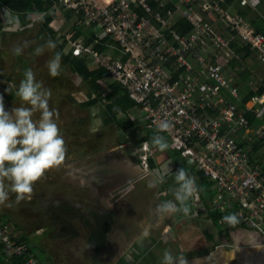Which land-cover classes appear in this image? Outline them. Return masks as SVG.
<instances>
[{
	"label": "built area",
	"instance_id": "2783aa9c",
	"mask_svg": "<svg viewBox=\"0 0 264 264\" xmlns=\"http://www.w3.org/2000/svg\"><path fill=\"white\" fill-rule=\"evenodd\" d=\"M43 1L50 12H42L36 20L49 13L60 20L61 13L89 28L106 51L84 45L82 38L74 40L72 32L63 36L67 49L93 60L105 77L119 83L145 113L150 127L171 123L168 131L160 133L215 183L212 210L223 217L235 214L239 224L264 237L263 161L250 155V147L264 141V91L240 109V90L225 74L238 57L233 45L247 48L264 64V35L233 13L236 3L256 9L261 0L255 5L253 0ZM177 19L191 26L188 33L171 29ZM56 23L51 27L58 32ZM256 82L253 77L249 84ZM249 114L261 124L251 125ZM262 152L264 147L259 157ZM151 155L148 143L138 148L145 171L150 169ZM0 244L6 255L25 256V264H40L30 245L12 235L10 225L0 223Z\"/></svg>",
	"mask_w": 264,
	"mask_h": 264
},
{
	"label": "crops",
	"instance_id": "0c3cea01",
	"mask_svg": "<svg viewBox=\"0 0 264 264\" xmlns=\"http://www.w3.org/2000/svg\"><path fill=\"white\" fill-rule=\"evenodd\" d=\"M261 2L256 9L244 8L250 10L248 18L242 15L255 30L251 20L253 12L264 21L261 10L264 0ZM236 7L233 13L238 14ZM4 11L0 9V21L2 26H6L0 31V84L8 87V91L0 95L3 96L5 110L11 111L24 104L16 96L7 101L11 88L19 87L24 79V67L18 57L17 66L21 74L17 78L3 67L4 59L10 56L8 53L12 48L7 46V40L12 38L9 35L12 26L3 23ZM23 17H19L21 26L25 25ZM66 18L68 21L71 19L68 23L73 22L68 15ZM64 52L70 51L65 47ZM237 56L236 59H239L238 52ZM89 61L91 69L100 68L93 60ZM233 61L225 68L226 74V71L234 69ZM253 65L251 62L244 63V67L254 68ZM256 67L258 70H255ZM256 67L253 77L259 82L256 76L262 80L264 70L259 71V67H264V64L257 63ZM236 70L241 71L242 68ZM226 76L237 86L231 76ZM104 78V88L108 92V85L114 81ZM90 93L88 89V96L83 101L74 97L68 101L81 109L88 108L83 104L89 100ZM96 107H102L104 112L103 118L97 120L99 123L103 121V129L99 132L93 129L91 118L87 127L84 126L87 120L74 122V126L86 132V139H76L74 134L62 129L65 127L61 118H54L65 138L67 154L63 164L49 173L57 178L55 185L66 182L72 191L64 195L55 187L51 189L44 179L36 182V195H32L33 199L36 197L34 206H29L30 199H25L23 204L16 203L14 196L8 202L11 207L0 206V223L10 224L12 235L29 243L40 264H162L165 249L171 250L174 257H186L187 264H193L196 258L197 264H264V237L238 223L232 227L224 220L218 225L215 223L213 217L217 213L212 207L205 206L208 199L217 195L215 185H209L213 180L182 157L165 135L150 127L141 108H130L124 114L117 107L118 121L106 124L105 106L89 109L94 111ZM53 110L58 113L55 107ZM34 116L38 120L40 113ZM137 126L140 127V136H135L137 132L134 128ZM156 134L165 137L169 144L166 151L161 152L151 144ZM121 135L125 139H121ZM145 142L152 154L148 171L143 170L138 158V148ZM262 155L258 158H264V152ZM167 166L171 172L164 177L165 182L160 183V175ZM179 168H184L196 179L198 192L189 201V216L176 214L161 220L155 212L156 206L174 199V174ZM196 197L200 200L196 201ZM0 264H12L10 256L4 254L1 246Z\"/></svg>",
	"mask_w": 264,
	"mask_h": 264
},
{
	"label": "clouds",
	"instance_id": "9594fccd",
	"mask_svg": "<svg viewBox=\"0 0 264 264\" xmlns=\"http://www.w3.org/2000/svg\"><path fill=\"white\" fill-rule=\"evenodd\" d=\"M259 0H253V5ZM5 22L12 26L13 31H23L19 17L5 9ZM42 19V17H41ZM28 42L18 45L13 49L17 56L21 55ZM48 50H54L56 43L49 39L46 42ZM45 45L35 49V55H42ZM62 54L55 52L52 59L47 62L49 75L53 78L61 74ZM6 91H8L6 89ZM27 106L15 107L11 111L5 110L3 96L0 95V206L11 207L8 203L10 194L15 195V202L31 199L34 185L43 179L45 174L59 168L65 161L67 148L64 136L54 119L56 115L49 107L51 90L45 89L37 81L34 72L29 68L24 72V79L20 81L15 92ZM35 113H40V118L34 120ZM172 127L168 121H161L157 132H166ZM151 144L163 152L169 144L162 135H153ZM171 172L169 166L160 175L159 182L164 183V177ZM176 184L172 192L174 199L165 200L156 206L155 212L161 219L170 218L176 214L189 216L191 209L189 201L198 192L196 179L190 176L184 168H179L174 174ZM154 185H150L152 187ZM103 203V201H102ZM230 226L238 223L235 214L223 217ZM147 233H145V237ZM198 258L193 264H197ZM162 264H187L186 257H174L171 250L165 249Z\"/></svg>",
	"mask_w": 264,
	"mask_h": 264
},
{
	"label": "trees",
	"instance_id": "16d2710c",
	"mask_svg": "<svg viewBox=\"0 0 264 264\" xmlns=\"http://www.w3.org/2000/svg\"><path fill=\"white\" fill-rule=\"evenodd\" d=\"M229 3H234L235 0H228ZM262 3V2H261ZM237 5V12L240 15H243L248 18V15L250 13L249 9H244L241 7L238 3ZM153 6L155 7L154 3ZM0 9H7L11 11L13 14L19 15V17L24 16L25 18L30 19L31 14H37L42 12H50L51 7L47 2H44L43 0H0ZM261 10L264 12V8H261ZM67 16V14H65ZM57 19V16L54 14L49 13L47 16V19L42 24V31L45 33L47 32L51 38L54 40V38L57 36V32L54 31V29L51 28V23L54 22ZM252 23L256 30L258 32H261L264 35V21L262 18L257 14L253 12V16L251 18ZM4 26H2V23L0 21V31L3 29ZM84 26H78L73 28V36L72 38L74 40L78 39L81 36H84L83 44L86 46H92L95 50L102 52L106 51L107 47H105L102 43L95 42L94 40V33ZM171 29H174L177 31L178 34H185L188 33L191 29V26L184 20H176L172 25ZM107 39H105L106 41ZM58 49L57 52H60L62 54V57L64 59V62L67 63L73 72H77L80 77L82 78L85 85L88 87L89 91L91 92L89 94V100L83 104L85 107H94V106H105L106 108V114L107 118L105 120L106 124L116 123L118 121V112L117 107H120L123 110V113L126 114L127 111L130 108L136 107L137 105L130 100L128 97L127 91L117 82H112L110 85H108V92L105 90L104 82L106 78H104V70L103 69H91L89 67V59L82 56V57H76L71 52L65 53L64 49L67 46V40L65 37H62L61 39H58L57 41ZM233 47L237 50L239 54V59H234L232 62V68L233 70L227 71V75L231 76L234 81L237 83V86L240 89L241 98H242V104H240V109L244 108V105L251 100V98L255 96H259L264 91V76L262 77L261 81H257V83L254 86H251L249 84L250 79L256 75L254 68L257 66L258 62L257 58L254 57V55L245 47L233 45ZM253 55V56H252ZM249 59V60H248ZM253 60L256 65L254 68L244 67V63L248 64L249 61ZM237 68H242L241 71L236 70ZM258 70V68H257ZM264 67H259V71H263ZM110 78V77H108ZM139 107V106H138ZM140 108V107H139ZM248 119L251 123V125L259 126L261 124V120L256 118L254 115L249 114ZM149 122V121H148ZM150 126V124H149ZM154 128V127H153ZM156 129V128H154ZM157 130V129H156ZM159 134H162L158 132ZM164 135V134H162ZM147 143V142H145ZM144 144V143H142ZM141 144V145H142ZM248 143H244L245 146H247ZM264 145V141H260L258 143H254L252 147H250V155L253 158H258V152L260 148ZM180 154V153H179ZM181 155V154H180ZM152 157V155H151ZM149 159V162L152 161V159ZM262 162V168L264 170V158H258ZM254 160V159H253ZM150 164V163H149ZM204 174V173H203ZM205 177L208 178L206 174H204ZM210 186L215 185L214 182H209ZM209 188V187H208ZM214 196V195H213ZM207 197H204L206 199ZM212 200L214 198L208 199V201L205 203V206L207 208L212 207ZM214 220L215 223L218 225L223 221L222 215L214 214ZM5 224V223H2ZM7 224V223H6ZM239 224V223H238ZM10 225V224H7ZM243 226L242 224H239ZM11 227V225H10ZM245 227V226H243ZM19 242H25L21 241L16 238ZM28 243V242H27ZM29 244V243H28ZM2 248V246H1ZM3 251V249H2ZM5 254V253H4ZM31 254L35 255L34 251L31 249ZM12 264H25L27 257H10ZM37 258V257H36Z\"/></svg>",
	"mask_w": 264,
	"mask_h": 264
},
{
	"label": "rangeland",
	"instance_id": "374dc122",
	"mask_svg": "<svg viewBox=\"0 0 264 264\" xmlns=\"http://www.w3.org/2000/svg\"><path fill=\"white\" fill-rule=\"evenodd\" d=\"M43 13H33L30 15V19L23 17L22 21L25 24L23 26V31H13L12 28L9 31V35H12L11 39L7 40V46L12 47L10 49V56L5 57V61L3 62V67L5 70H8L13 77L17 78L21 73V71H18L17 66V60L18 57L20 59L21 65L24 67V72L26 69H31L34 74L37 81L41 82L43 87L45 89L51 90V96L52 100H49V107L50 109H54V107L57 109L58 113L54 115V118L57 116L61 118V121L63 122V126L65 128H62L64 131H67L69 133H72L75 135L76 139H86L87 135L86 132L83 130L78 129L76 126H74V122L78 119L81 120H87V123H84V126L87 127L89 125L88 119L91 118L93 123V129L96 130L103 129V121L102 123H99L98 118L102 119L104 116L103 108L102 107H96L93 108L94 111H91L89 108L81 109L78 105H72L68 100L71 98H77L79 101H83L86 96H88V88L84 84V82L81 80L80 76L77 74V72H72L68 65L65 64L61 60V74L58 77H51L49 75V71L47 68V62L52 59L55 52H57L58 45L57 41L58 39H61L63 36H65L68 33H71L73 30V27L77 23L75 22L76 19L73 18V22L68 23V18H66L65 14L62 16L60 13V20L56 19L55 21H58L54 25L55 29L58 30L57 36L54 38V40L49 36L47 32L42 31V24L47 19L48 14H46L42 19L36 20L39 15ZM41 17V16H40ZM54 21V22H55ZM3 23L5 22V19L3 18ZM52 24V23H51ZM4 25V24H3ZM5 26V25H4ZM64 26V27H63ZM6 27V26H5ZM52 28V27H51ZM60 30V31H59ZM50 37V38H49ZM67 37V36H66ZM51 39L56 43V48L54 50H48L46 47V42ZM24 42H28V46L23 48V52L21 55L17 56L13 53V49L18 45H23ZM45 45V51L42 55H35V49L38 46ZM68 45L66 46V48ZM7 58L9 62H7ZM253 66L256 65L253 60L249 61ZM9 63V64H6ZM26 67V68H25ZM257 67L255 68V70ZM24 77V73H23ZM256 78L260 81L259 77L256 76ZM16 83V82H15ZM2 84H0V93H5L6 89L8 87H2ZM18 87H12L9 91V94H7V101L9 102L10 99H12L15 96V92L17 91ZM15 104H18V102H15ZM21 106H27L25 104H19V107ZM37 116H33V119L36 120ZM87 124V125H86ZM82 126V124L79 125V128ZM134 130L137 132L135 136H140V127L137 126L134 128ZM135 138V137H134ZM121 139H125V136L121 135ZM139 158V157H138ZM140 161V160H139ZM144 170V169H143ZM51 172H54V170H50ZM47 183V185H51V189L55 187L56 190H59L63 192L64 195H68V193L71 190V187L68 183L64 182L62 184H54L57 183V178L50 175L49 171L45 174L44 178L39 181H44ZM72 191V190H71ZM33 195H36V183L34 185V193ZM15 197L14 194H10V199L12 197ZM8 202H11L10 200ZM31 201L28 202L29 206H34L36 203V197L31 198ZM25 200H22L19 202V204H23ZM1 246V244H0Z\"/></svg>",
	"mask_w": 264,
	"mask_h": 264
},
{
	"label": "bare ground",
	"instance_id": "6f19581e",
	"mask_svg": "<svg viewBox=\"0 0 264 264\" xmlns=\"http://www.w3.org/2000/svg\"><path fill=\"white\" fill-rule=\"evenodd\" d=\"M227 72V71H226ZM226 74V73H225ZM227 75V74H226Z\"/></svg>",
	"mask_w": 264,
	"mask_h": 264
}]
</instances>
